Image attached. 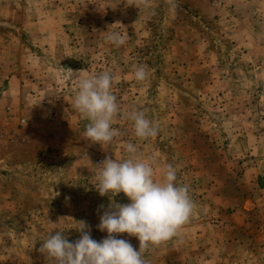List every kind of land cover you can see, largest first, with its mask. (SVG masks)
<instances>
[{
    "label": "rangeland",
    "instance_id": "1",
    "mask_svg": "<svg viewBox=\"0 0 264 264\" xmlns=\"http://www.w3.org/2000/svg\"><path fill=\"white\" fill-rule=\"evenodd\" d=\"M11 1H0V75L14 99L0 96L12 111L0 117V264H46L40 242L55 229L74 242L80 220L104 239L100 206L112 197L90 182L96 161L125 158L129 141L157 159V178L163 164L178 165L197 204L183 243L146 253L150 264H264V0H223L221 9L178 0L175 12L166 0L140 10L127 0ZM108 29L126 44H107ZM140 63L152 70L143 84L133 78ZM69 69L116 76L120 136L105 149L83 137ZM133 107L148 110L156 138L134 137ZM117 238L139 249L136 237Z\"/></svg>",
    "mask_w": 264,
    "mask_h": 264
},
{
    "label": "clouds",
    "instance_id": "2",
    "mask_svg": "<svg viewBox=\"0 0 264 264\" xmlns=\"http://www.w3.org/2000/svg\"><path fill=\"white\" fill-rule=\"evenodd\" d=\"M166 3L170 11H176L178 0H166ZM150 5L151 0H127L126 4L138 10ZM114 25L122 26L120 22ZM103 33L104 41L116 48L128 40L127 34L119 31L108 29ZM151 71L146 63L137 64L133 78L138 83H147ZM79 72L69 69L76 88L71 107L88 121L84 139L105 149L120 136V131L113 127L114 120L122 112L113 92L116 76L111 70L85 75ZM125 116L131 121L137 140L146 141L160 134L159 125L149 118L146 108L133 107ZM123 147L126 157L106 156L95 165L94 178L90 182L100 196L112 197L107 208L100 206L103 214L97 225L107 236L101 241L92 239L91 228L84 220L77 221L75 229L80 238L74 242L68 241L65 230L55 229L40 242L38 249L46 264H150L146 253L174 239L183 243L182 229L193 218L197 204L190 185L178 182V165L174 162L163 164L157 178L155 157H142L138 154V146L131 141ZM120 193L130 202L117 203L114 197ZM124 233L138 239V250L128 240L117 238Z\"/></svg>",
    "mask_w": 264,
    "mask_h": 264
},
{
    "label": "crops",
    "instance_id": "3",
    "mask_svg": "<svg viewBox=\"0 0 264 264\" xmlns=\"http://www.w3.org/2000/svg\"><path fill=\"white\" fill-rule=\"evenodd\" d=\"M0 1H2V0H0ZM11 2L14 5H19V1L18 0H12ZM61 19H62V21H66V22H67V20H69L68 17L67 18L66 17L62 18L61 17ZM5 78H6L5 76L0 75V96L1 95L3 96L2 101H6L5 103H7V102L9 103V101H12V100L14 101V99L8 100V98H10L12 93H11L10 89H7V88L8 87H13V83L10 82L11 81L10 79H8V81L4 82Z\"/></svg>",
    "mask_w": 264,
    "mask_h": 264
},
{
    "label": "built area",
    "instance_id": "4",
    "mask_svg": "<svg viewBox=\"0 0 264 264\" xmlns=\"http://www.w3.org/2000/svg\"><path fill=\"white\" fill-rule=\"evenodd\" d=\"M215 9H221L224 6L223 0H212V4H211ZM11 108L10 107H4L0 105V117L2 116H10L11 115ZM26 124V119L25 118H21L19 121V125L23 126ZM102 159H98L96 161V165L101 163Z\"/></svg>",
    "mask_w": 264,
    "mask_h": 264
}]
</instances>
